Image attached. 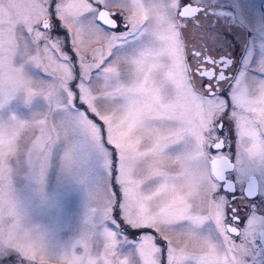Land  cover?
I'll return each instance as SVG.
<instances>
[{"label":"snow or ice","instance_id":"snow-or-ice-1","mask_svg":"<svg viewBox=\"0 0 264 264\" xmlns=\"http://www.w3.org/2000/svg\"><path fill=\"white\" fill-rule=\"evenodd\" d=\"M53 261L264 264V12L0 0V264Z\"/></svg>","mask_w":264,"mask_h":264},{"label":"rangeland","instance_id":"rangeland-1","mask_svg":"<svg viewBox=\"0 0 264 264\" xmlns=\"http://www.w3.org/2000/svg\"><path fill=\"white\" fill-rule=\"evenodd\" d=\"M248 6L255 12H264V0H246ZM205 31H208L207 29H205ZM56 35H59L61 37H63L65 35V30L57 27L55 29V33ZM243 37L241 34L232 31V30H223L221 29V35L219 37V40L217 41L218 47H213L212 42L210 40H207V37L205 38L206 43L208 44V48L211 51V54L214 55V57H218L219 55L222 54H226L229 55L231 54H238L239 53V45L242 41ZM188 44L189 46H191L192 44H196L197 47H199L200 42L199 41H194L189 39L188 40ZM73 54V53H70ZM74 55V54H73ZM232 131V124L230 122H225V126L223 129V132L225 133V136H229L231 134ZM223 135V133H222ZM235 141V137L233 136V138L231 140H229V143L232 144V142ZM213 154H215V149L211 150ZM223 151H228L227 148H225ZM222 151V152H223ZM231 151L234 153L235 152V146L234 148H231ZM238 207H239V211L241 216H244L247 212V208L245 207V202H239L238 203ZM73 209L75 212V219H78L80 216H82L84 209L81 206V202L79 200V198H77L74 202L73 205ZM146 232H153L154 230L152 229H146L143 230ZM136 232L135 231H129L128 232V236L130 240H135L136 238ZM158 243H163V241H158ZM52 264H56L55 261L52 262Z\"/></svg>","mask_w":264,"mask_h":264},{"label":"flooded vegetation","instance_id":"flooded-vegetation-1","mask_svg":"<svg viewBox=\"0 0 264 264\" xmlns=\"http://www.w3.org/2000/svg\"><path fill=\"white\" fill-rule=\"evenodd\" d=\"M214 56V55H213ZM222 56H224V57H226V56H228V55H226V54H222V55H219L218 57H215V58H217V59H219L220 57H222ZM230 74V73H229ZM222 133H223V135L222 136H225V133L222 131ZM226 137V136H225ZM232 147L231 148H234V146H235V141L234 142H232ZM224 149H221L220 151H223ZM216 151V150H215ZM252 199H254V198H252Z\"/></svg>","mask_w":264,"mask_h":264},{"label":"trees","instance_id":"trees-1","mask_svg":"<svg viewBox=\"0 0 264 264\" xmlns=\"http://www.w3.org/2000/svg\"><path fill=\"white\" fill-rule=\"evenodd\" d=\"M146 230V229H145Z\"/></svg>","mask_w":264,"mask_h":264},{"label":"water","instance_id":"water-1","mask_svg":"<svg viewBox=\"0 0 264 264\" xmlns=\"http://www.w3.org/2000/svg\"><path fill=\"white\" fill-rule=\"evenodd\" d=\"M264 5V4H263Z\"/></svg>","mask_w":264,"mask_h":264}]
</instances>
